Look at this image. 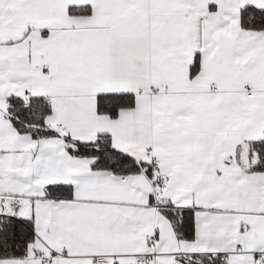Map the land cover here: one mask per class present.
I'll return each mask as SVG.
<instances>
[{"label": "snow or ice", "instance_id": "obj_1", "mask_svg": "<svg viewBox=\"0 0 264 264\" xmlns=\"http://www.w3.org/2000/svg\"><path fill=\"white\" fill-rule=\"evenodd\" d=\"M0 264H264V0H0Z\"/></svg>", "mask_w": 264, "mask_h": 264}]
</instances>
